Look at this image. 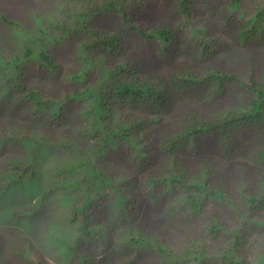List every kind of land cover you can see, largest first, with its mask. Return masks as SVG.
I'll return each mask as SVG.
<instances>
[{
    "label": "trees",
    "instance_id": "1",
    "mask_svg": "<svg viewBox=\"0 0 264 264\" xmlns=\"http://www.w3.org/2000/svg\"><path fill=\"white\" fill-rule=\"evenodd\" d=\"M30 1V26L0 11V155L39 156L0 201L48 209L0 264H264V0Z\"/></svg>",
    "mask_w": 264,
    "mask_h": 264
},
{
    "label": "rangeland",
    "instance_id": "2",
    "mask_svg": "<svg viewBox=\"0 0 264 264\" xmlns=\"http://www.w3.org/2000/svg\"><path fill=\"white\" fill-rule=\"evenodd\" d=\"M27 0H0V11L5 13L8 16H14L21 19L22 22H24L25 25L30 26L32 24V16L31 11H29V3L31 2L28 0V4H26ZM6 27L2 22H0V31L3 33V35H7L8 32L6 31ZM142 55L144 51L140 49L138 53ZM66 58V56H64ZM220 59L223 60V63L225 66L228 67H237L239 65L243 64H250L252 63L255 67L261 66L263 64L262 60L252 52V49L249 48H242V47H229L228 50H225L220 54ZM146 66V65H144ZM154 68V67H153ZM153 68H149L146 66L143 71H152ZM164 118V116H163ZM44 161H47L46 159H43L41 163L39 164V167H41L44 163ZM5 162L4 159L0 158V167L5 170L7 168L3 167V163ZM217 168L221 169L224 165L222 161L217 160L216 161ZM112 167V165H110ZM52 170H49V176L51 177ZM50 184V180L44 181L43 179L40 180V186L44 187ZM35 199H37L33 195H22L20 198L15 197L12 201L11 207H7L6 201H0V257H3V260H5L8 257L7 251H5V245L7 239L10 237V235H6L7 233L5 231L11 230L16 231V233L19 232L18 229L23 231H28L27 222L29 224L37 223L38 225L45 222V213L48 209L46 206L44 211L41 210L36 215H34L29 220L23 219V220H17L12 216L13 209L16 208L15 206H18L19 204H26L27 202H34ZM54 201L60 202V199L58 197H55ZM5 232V233H4ZM11 234V233H10ZM9 236V237H8ZM34 238V236H32ZM36 242V239H34ZM9 258V257H8ZM11 264V263H8ZM14 264V262H13ZM59 264V263H56Z\"/></svg>",
    "mask_w": 264,
    "mask_h": 264
},
{
    "label": "clouds",
    "instance_id": "3",
    "mask_svg": "<svg viewBox=\"0 0 264 264\" xmlns=\"http://www.w3.org/2000/svg\"><path fill=\"white\" fill-rule=\"evenodd\" d=\"M16 145H19L20 148L17 149ZM33 146L34 147L32 149H28V147H29L28 144H25V146H23V145L17 143V144H12L11 146H8L7 148H5L3 154L0 155V158L5 160V162L3 163V167L12 168V170H9V169H7V170H9L10 172H12V171L15 172V169L17 170V166H20L21 164H25V165L32 164L31 162L34 161L35 159H37L39 156L33 152V150L37 147V144L33 143ZM43 149L45 150V148H43ZM46 149H47V154L49 155V157H57L59 148H54L52 150L51 147L50 148L46 147ZM44 159L47 160L46 157ZM24 161H26V163ZM47 162L48 161H44L43 165L41 167H39L40 172H38V165L41 163V161L39 163L35 164V167L37 168V173L39 175L36 177V180L32 184H34L38 180L40 182V180L42 178L44 181L50 180L49 185L53 186L54 183L52 182L51 178H53L54 173L56 174L57 178L59 179V175L56 172H54L53 170H52L51 177L49 176V170H51V168L48 170L47 175H46V163ZM9 164H10V166H9ZM40 174H41V177H40ZM48 177H49V179H47ZM47 186H44V187L39 186V191L41 189H44ZM31 194L33 195V192ZM59 195L60 196H58V198L60 199V197L62 195H64V191L60 190Z\"/></svg>",
    "mask_w": 264,
    "mask_h": 264
}]
</instances>
